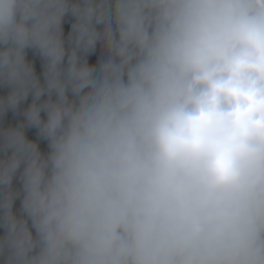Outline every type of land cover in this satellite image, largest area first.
I'll return each instance as SVG.
<instances>
[{
  "label": "clouds",
  "instance_id": "9594fccd",
  "mask_svg": "<svg viewBox=\"0 0 264 264\" xmlns=\"http://www.w3.org/2000/svg\"><path fill=\"white\" fill-rule=\"evenodd\" d=\"M0 264H264V0H0Z\"/></svg>",
  "mask_w": 264,
  "mask_h": 264
},
{
  "label": "water",
  "instance_id": "95a60500",
  "mask_svg": "<svg viewBox=\"0 0 264 264\" xmlns=\"http://www.w3.org/2000/svg\"><path fill=\"white\" fill-rule=\"evenodd\" d=\"M94 59H95V58H93V62H94Z\"/></svg>",
  "mask_w": 264,
  "mask_h": 264
}]
</instances>
